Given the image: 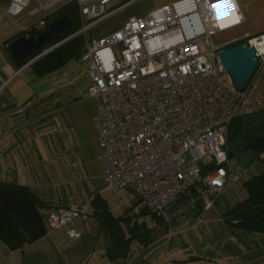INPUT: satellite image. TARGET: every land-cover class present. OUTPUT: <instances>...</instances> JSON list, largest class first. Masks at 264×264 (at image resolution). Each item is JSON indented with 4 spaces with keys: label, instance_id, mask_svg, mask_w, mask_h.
Masks as SVG:
<instances>
[{
    "label": "built area",
    "instance_id": "built-area-1",
    "mask_svg": "<svg viewBox=\"0 0 264 264\" xmlns=\"http://www.w3.org/2000/svg\"><path fill=\"white\" fill-rule=\"evenodd\" d=\"M116 1L123 0H12L6 13L20 15L30 2L29 17L77 5L80 28L69 38L86 37L80 64L89 83L81 98L97 101L90 122L101 180L107 189L129 190L161 217L169 241L173 226L192 216L196 226L203 223L227 185L238 187L254 174L229 156L226 141L231 122L264 112V34L236 41H246L257 59L253 75L237 89L218 57L227 44L212 43L216 33L240 24L235 0H177L89 38L118 10ZM232 11L238 23L221 28L218 23ZM41 23L39 18L21 31H36ZM76 219L88 220L78 205L45 215L51 231ZM131 263L126 256L105 264Z\"/></svg>",
    "mask_w": 264,
    "mask_h": 264
},
{
    "label": "crops",
    "instance_id": "crops-1",
    "mask_svg": "<svg viewBox=\"0 0 264 264\" xmlns=\"http://www.w3.org/2000/svg\"><path fill=\"white\" fill-rule=\"evenodd\" d=\"M11 1L0 0V184L25 187L42 202L40 214L46 234L14 251L0 240V264H105V249L110 243L104 240L107 245H100L101 234L108 236L92 215L90 201L96 195L94 189L89 191L92 193L84 205L88 220L76 219L54 231L48 229L45 221V215L60 206L82 208L87 177L96 170L101 178L96 156L86 147L94 144L97 149L90 122L96 107L89 114L80 104L88 78L83 66L74 61L44 77H37L31 64L16 68L7 45L26 35L21 28L28 19L6 13ZM138 1H116L115 13ZM175 1L159 0L147 5L138 15H127L118 28L131 17ZM235 2L241 15L240 24L218 32L226 34V39L216 45L264 34V0ZM235 188L238 193L239 188ZM210 213L197 226L195 216L187 223L173 226L176 234L169 241L167 224H154L159 228L158 236L150 226L154 242L147 248L138 245L131 264H264V235L238 231L232 234L225 225L224 229L220 226L223 232L213 230L208 234L206 224L211 229L217 219L213 217L216 210ZM70 231L77 236L70 238Z\"/></svg>",
    "mask_w": 264,
    "mask_h": 264
},
{
    "label": "trees",
    "instance_id": "trees-1",
    "mask_svg": "<svg viewBox=\"0 0 264 264\" xmlns=\"http://www.w3.org/2000/svg\"><path fill=\"white\" fill-rule=\"evenodd\" d=\"M53 14L52 19L63 14L70 15L73 26L50 40L34 55L16 64V68L27 64L60 38L79 30V12L75 3H68ZM37 33L38 31H32L24 34L34 37ZM84 52L85 43L82 36L78 35L44 54L30 67L37 77H44L61 69L70 61L80 62ZM242 121L243 119H236L230 123L231 132L226 141L229 156L233 158L235 155V152L229 149V144L239 139L241 144L237 145L236 153L251 150L258 157V161H264V158H259L260 154L264 153V123L261 128L256 125L243 129ZM209 169L206 168L203 173ZM242 188L245 196L222 213V221L232 234L238 231L264 235V171L252 174L242 182ZM141 203L142 201L137 198L135 205L129 207L124 215L113 217L99 194L90 201L92 215L96 216L100 228L110 239V244L105 249L107 261L132 257L138 245L147 248L154 242L151 228L145 218L148 217L152 224L164 222L161 217L149 212L144 206L137 214L130 215L129 212ZM42 207V202L27 188L0 184V240L10 250L20 249L24 244H31L46 234L44 220L40 214Z\"/></svg>",
    "mask_w": 264,
    "mask_h": 264
},
{
    "label": "rangeland",
    "instance_id": "rangeland-1",
    "mask_svg": "<svg viewBox=\"0 0 264 264\" xmlns=\"http://www.w3.org/2000/svg\"><path fill=\"white\" fill-rule=\"evenodd\" d=\"M159 0H140L138 2H136L135 4H132L131 6L127 7L126 9H124L121 12H118L117 14H112L110 17H108L106 20L100 22L99 24H97L96 26H94L90 33L88 34L89 38H99L105 35H108L110 33H112L113 31L118 30V26L123 22L124 18L127 15H131V14H136L138 15L141 11H143L146 7H148L147 5H150L152 3H155ZM34 7V3L30 2L28 4V8L22 12V14H20V16L24 17L26 19H28V23L26 25H29L31 22L36 21L37 19L40 18V20L42 21L41 24L35 26V30L36 32L38 31H43L44 29H46L47 27V22H49L50 20H52V18L54 17L53 13L58 9L49 12L48 14H37L36 16H32L29 17V11L31 9H33ZM26 33V32H24ZM75 33V32H74ZM73 32L71 34H68L65 37L60 38L57 42H55L53 45H51L49 48L46 49H50L48 52H50L51 50L59 47L60 45H62L63 43L67 42L68 40L72 39L69 38L70 36H72L74 34ZM226 34L222 35L220 33H218L217 35H215V37L212 38V43H216L218 44L219 42L223 41L224 39H226L225 37ZM83 41L84 43H86V37L84 35H82ZM244 43H246V41H244ZM230 45V44H227ZM220 46V45H218ZM47 52V53H48ZM75 62V61H74ZM78 63V62H75ZM80 63V62H79ZM82 68V67H81ZM84 70V68L82 69ZM81 98V96H80ZM82 99V98H81ZM80 104L82 105V110H86L89 112V114H91L92 110L96 107V100L94 99H87L84 100L82 99V101L80 102ZM264 123V112L258 113L256 115H253L249 118H244L242 121V127L243 129L246 127H250V126H259V128H261L262 124ZM231 129V128H230ZM231 130L229 131L228 135H230ZM84 135L86 137H88L87 133H84ZM92 141V139L90 140ZM241 141L239 139L231 142L229 144V149L232 152H235V155L233 156L234 161L238 164V166L242 169H248L250 167L251 170H253V173H260L262 171H264V161H258V157L251 151H241L236 153V147L237 145L241 144ZM86 147L88 148V151L91 155H94V157L96 156L97 153V149L95 148L94 144L90 145H86ZM249 165V166H248ZM94 170V169H93ZM82 180H85V177L82 178ZM86 184V185H85ZM84 190H86L85 192V197H84V201L82 202V208H84V205L87 201V199L90 197L89 195H91V193L89 192L90 190L94 189L95 194H99V197H101L106 205V207L108 208L110 214L113 217H119L122 216L126 213V210H128L129 207L134 206L135 202H137V198L134 197V195L129 191V190H110L105 188L101 178L99 177V174L96 173L95 171H92V175H90V178L87 177L86 181L84 182ZM239 189L238 193L236 192V188L233 185H227L226 188L224 189L223 194L220 196V198L218 199V202L216 204V207H214V209L212 210V212L216 213L213 216L215 219L216 223H213V225H211V229L208 226V224H206L207 226V231L206 233L210 234L213 233V230H217L218 232H223V230H220V226L222 229H224V223L222 221V213L228 208L231 207L232 205H234V203L236 201H238L239 199H241L243 196L242 194L245 192L242 191V183L240 184V186H238ZM242 193V194H241ZM143 203L139 204L136 206V211L135 209H133V211H130L129 214H137L141 208H143ZM135 208V207H134ZM212 213H208L205 215L209 216ZM145 220L147 221V223L149 224V226H152L154 229L153 230V234H155V236L159 235V228L154 225L155 223L152 224V222L150 221V219L148 217L145 218ZM151 224V225H150ZM217 225L219 226V230L217 229ZM223 225V226H222ZM101 239H100V245H102L103 247L105 245H107L108 241L110 243V239L109 237H105L104 234H101ZM107 240V243L105 241ZM182 242V241H181ZM183 244V243H181ZM187 245V244H186ZM189 245V244H188ZM185 248L180 247V249Z\"/></svg>",
    "mask_w": 264,
    "mask_h": 264
},
{
    "label": "water",
    "instance_id": "water-1",
    "mask_svg": "<svg viewBox=\"0 0 264 264\" xmlns=\"http://www.w3.org/2000/svg\"><path fill=\"white\" fill-rule=\"evenodd\" d=\"M73 26L70 15L63 14L50 20L46 29L38 32L34 37L21 35L7 45V50L15 64L34 55L43 48L50 40L59 36ZM45 53H40L31 59L27 65L32 64ZM222 69L230 73L232 82L237 89H243L253 75L257 59L253 48L244 43H230L218 54Z\"/></svg>",
    "mask_w": 264,
    "mask_h": 264
},
{
    "label": "bare ground",
    "instance_id": "bare-ground-1",
    "mask_svg": "<svg viewBox=\"0 0 264 264\" xmlns=\"http://www.w3.org/2000/svg\"><path fill=\"white\" fill-rule=\"evenodd\" d=\"M225 3L221 4L220 6H224ZM234 19H235V22H234ZM238 23V17L235 16V13L232 11L230 12L227 17H225L224 19H222L218 25L221 27V28H226L228 26H233V25H236Z\"/></svg>",
    "mask_w": 264,
    "mask_h": 264
}]
</instances>
